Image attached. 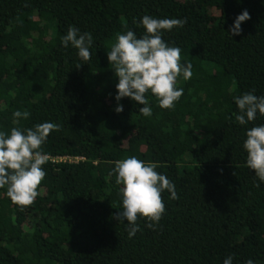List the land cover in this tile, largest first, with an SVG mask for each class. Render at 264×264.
I'll return each mask as SVG.
<instances>
[{
  "label": "trees",
  "instance_id": "1",
  "mask_svg": "<svg viewBox=\"0 0 264 264\" xmlns=\"http://www.w3.org/2000/svg\"><path fill=\"white\" fill-rule=\"evenodd\" d=\"M245 9L251 18L231 35ZM144 15L186 19L162 38L193 73L177 77L171 109L146 93L150 117L116 101L107 58L118 33H145ZM69 26L92 34L87 62L62 45ZM253 89L264 96V0H0V131L60 126L39 149L49 160L34 203L21 210L0 188V264H264V182L243 148L264 115L245 125L234 115V97ZM131 156L157 163L179 198L163 191L161 220L138 217L130 238L110 173Z\"/></svg>",
  "mask_w": 264,
  "mask_h": 264
},
{
  "label": "clouds",
  "instance_id": "2",
  "mask_svg": "<svg viewBox=\"0 0 264 264\" xmlns=\"http://www.w3.org/2000/svg\"><path fill=\"white\" fill-rule=\"evenodd\" d=\"M250 18L249 12L243 10L237 15L228 32L231 35H239L242 32L241 23ZM139 23L144 27L145 33L140 38L131 30L126 34L118 33L116 43L107 52V58L114 69V75L118 77V83L115 85L116 101L128 97L143 104L144 107L140 108L139 112L145 117H150L152 109L146 93L150 90L158 99L161 108L171 109L174 102L183 95V89L176 88L177 77L182 74L183 78L188 80L193 73L190 62L181 64V49L169 46L162 38V31L183 27L186 19H158L144 15ZM61 43L64 47L71 44L76 48L83 61L91 59V33H80V29L69 26L67 34L61 38ZM254 91L255 89L234 97L239 109V113L234 115L241 125L254 121L257 113L264 115V96L254 95ZM115 111L122 112L123 105L118 103ZM29 116L27 110H17L13 113L14 118L27 119ZM59 130L58 124L43 122L23 131L13 127L10 134L0 131V188L8 186L6 195L14 204L20 206L21 210L34 203L39 195L37 189L46 175L41 166L49 160V156L39 149L46 142L50 132ZM243 148L247 152V167L264 182V124L246 131ZM157 167V163H146L131 156L116 161L110 173L115 174L116 184L123 185L120 188L122 210L115 214V219L127 221L130 238L140 230L138 217L147 218L150 221L147 224L149 228H154L161 220L166 210L161 196L163 191L170 193V199L179 198L175 185L165 175L158 173L155 170ZM223 264H232V257H227ZM245 264H253V261L249 259Z\"/></svg>",
  "mask_w": 264,
  "mask_h": 264
},
{
  "label": "built area",
  "instance_id": "3",
  "mask_svg": "<svg viewBox=\"0 0 264 264\" xmlns=\"http://www.w3.org/2000/svg\"><path fill=\"white\" fill-rule=\"evenodd\" d=\"M57 159H63V160L64 159H68V160H70V158H64V157H62V158L60 157V158H57ZM74 159H76V158H74Z\"/></svg>",
  "mask_w": 264,
  "mask_h": 264
}]
</instances>
